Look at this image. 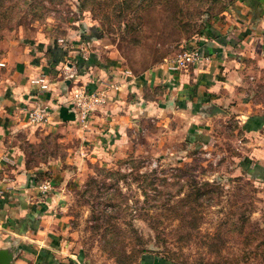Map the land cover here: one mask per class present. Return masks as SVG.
Masks as SVG:
<instances>
[{
    "label": "rangeland",
    "instance_id": "obj_1",
    "mask_svg": "<svg viewBox=\"0 0 264 264\" xmlns=\"http://www.w3.org/2000/svg\"><path fill=\"white\" fill-rule=\"evenodd\" d=\"M232 5L0 0V100L11 88L12 59L45 57L48 44L72 64L91 54L89 66L113 61L134 78L155 74L139 94L153 102L130 109L121 142L82 140L75 122L38 134L35 143L25 133L36 126L22 123L11 133L26 165L42 166L31 182L47 180L50 188L36 197L45 214L55 215L49 226L66 254L80 263L264 264V165L252 159L254 128L246 123L249 114H264V74L263 82L243 74L237 89L223 86L212 101L213 93L198 95L196 88L221 80L213 79L214 67L176 90L167 76L176 72L164 65L209 40ZM214 66L213 76L225 72Z\"/></svg>",
    "mask_w": 264,
    "mask_h": 264
},
{
    "label": "crops",
    "instance_id": "obj_2",
    "mask_svg": "<svg viewBox=\"0 0 264 264\" xmlns=\"http://www.w3.org/2000/svg\"><path fill=\"white\" fill-rule=\"evenodd\" d=\"M215 27L210 39H203L198 45L203 56L201 62L198 60V65L195 62L184 70H172L176 73H168L167 76L176 84L177 90L189 81H195L199 73L207 72V66H210V70L214 67L213 79L217 77L221 80L207 87L199 84L196 93H213L212 101H219L217 89L223 86L237 89V85L242 83L243 74L254 79V82H263L264 0H235L222 23ZM47 47L52 49L54 44L46 45L45 51ZM51 53L46 51L47 57L42 58L26 54L14 57L11 64L16 62V70L12 73L11 88L6 90V97L0 100V264H82L71 254H66L62 239L49 226V222L56 219L55 215L45 214V206L36 197L38 184H32L30 177L42 166H27L25 154L17 144L19 141L11 135L16 127L25 124L21 111L31 106L34 99L50 110L47 124L26 129L25 139L35 143L38 134H47L64 123H77L66 102L72 90L78 87L92 90L113 83L117 90H109L110 100L96 108L84 125L77 123L76 128L82 140L112 144L123 141L124 130L128 127L126 120L132 119L134 114L130 113V109L136 108L142 101L146 102L145 107L148 108L149 103L153 102L149 97L139 95L143 85L154 82L153 72L134 78L126 72L121 73L113 61L108 62L107 66H83L79 60L87 56L76 57L72 64L67 60L68 56L61 55V52L57 53L60 60L52 63L54 58L50 56ZM21 61L25 64L21 65ZM214 65L221 66L225 72L213 76L216 73ZM39 72L48 84L47 91H41L29 82ZM155 81L158 82L157 76ZM248 117L246 123L254 128L248 133L253 137L249 144L250 154L253 160L264 165V114L253 112ZM243 122L244 119H241L239 123Z\"/></svg>",
    "mask_w": 264,
    "mask_h": 264
},
{
    "label": "built area",
    "instance_id": "obj_3",
    "mask_svg": "<svg viewBox=\"0 0 264 264\" xmlns=\"http://www.w3.org/2000/svg\"><path fill=\"white\" fill-rule=\"evenodd\" d=\"M200 59V51L198 48L192 47L185 49L182 52H178L171 57L165 58L164 65L168 70H184ZM38 70L41 71L40 69ZM29 82L36 85L41 91H47L48 89V84L43 78L41 72H39L36 76L31 77ZM110 89L115 92L117 90V86L112 83L105 87L94 88L92 90H87L83 87H78L72 90L66 102L75 116V121L81 126L84 125L96 108L104 105L110 100ZM49 117V108L46 105H42L36 99H34L31 106L22 111V118L25 119L26 124L31 126L45 125L48 123ZM49 188L50 185L47 180H44L37 185V189L41 194L47 192Z\"/></svg>",
    "mask_w": 264,
    "mask_h": 264
},
{
    "label": "trees",
    "instance_id": "obj_4",
    "mask_svg": "<svg viewBox=\"0 0 264 264\" xmlns=\"http://www.w3.org/2000/svg\"><path fill=\"white\" fill-rule=\"evenodd\" d=\"M232 2H234L235 0H231ZM55 47V46H54ZM52 47V49H50L49 47H47V50L46 51H48L49 53H51V50L53 51L51 54H50V56L52 55L53 56V58H54V60L52 61V63H57V61H59L60 60V58L58 59L57 58V56H59L57 53L58 52H61V55H63L64 54V51L63 50H61L59 47ZM91 61H93L92 60V56H91V54L90 55H88L84 60H79V62H81V64L83 65V66H89V65H91L93 62H91ZM97 65V64H96ZM192 194H194V198L193 199H195V201L197 202H199L200 200H198L199 199V197H200V195L201 194H203L202 193V191L200 190V188H196L195 189V192H193Z\"/></svg>",
    "mask_w": 264,
    "mask_h": 264
},
{
    "label": "water",
    "instance_id": "obj_5",
    "mask_svg": "<svg viewBox=\"0 0 264 264\" xmlns=\"http://www.w3.org/2000/svg\"><path fill=\"white\" fill-rule=\"evenodd\" d=\"M0 262H2L1 258H0Z\"/></svg>",
    "mask_w": 264,
    "mask_h": 264
}]
</instances>
